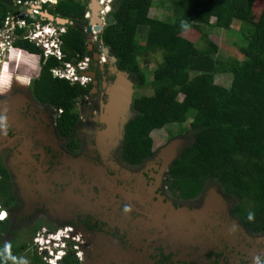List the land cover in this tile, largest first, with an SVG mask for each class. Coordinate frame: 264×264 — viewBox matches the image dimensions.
<instances>
[{
	"label": "flooded vegetation",
	"instance_id": "flooded-vegetation-1",
	"mask_svg": "<svg viewBox=\"0 0 264 264\" xmlns=\"http://www.w3.org/2000/svg\"><path fill=\"white\" fill-rule=\"evenodd\" d=\"M96 1L100 21V0ZM57 2L31 0L29 7L25 5L27 0L2 1L1 5L8 8L3 22L9 18V25L8 29L0 26L4 36L0 39L1 52L27 53L14 43H32L29 37L36 26H59L44 15ZM84 2L90 19L91 1ZM89 19H85L86 26ZM86 26L88 41L92 35L96 38L88 44L92 54L87 65L76 72L78 76L93 75L86 81L72 82L88 91L74 99L77 118L66 134L58 128L60 109L35 98L31 84L37 76L21 80L13 74L12 79L0 83V185L7 184L9 193L7 200L0 199V209L6 213V218L0 220V243L17 246V264H124L127 256L121 252L133 249L143 253V264H264V211L249 220L248 211L256 206L225 194L213 179L191 196L189 191L183 194L181 184L174 181L169 171L181 150L191 144L189 129L182 131L177 124L173 129L161 128L162 136L155 133L162 141L160 145L151 137L155 129L149 133L152 154L148 158L138 164L123 159L125 126L136 115L132 105L136 88L122 135L112 133L109 141L105 140L107 147L99 145L98 136L107 128L101 118L108 105L107 89L116 76L108 71L110 53H103L105 48L109 51L100 39L104 27L93 34L91 30L97 24L90 25V32H86ZM188 123L182 126L189 128ZM178 137L184 143L165 166L161 147ZM211 187L226 200L225 212L219 209L215 227L205 221L189 244L177 237L175 227L172 230L164 224V213L169 210L164 206L198 209ZM239 201L242 205L238 211ZM125 206L128 211H124ZM57 229H64L68 236L62 254L56 257L59 246L53 239L38 250L34 235ZM221 230L225 231L224 238L218 233Z\"/></svg>",
	"mask_w": 264,
	"mask_h": 264
},
{
	"label": "trees",
	"instance_id": "trees-1",
	"mask_svg": "<svg viewBox=\"0 0 264 264\" xmlns=\"http://www.w3.org/2000/svg\"><path fill=\"white\" fill-rule=\"evenodd\" d=\"M2 1L8 0H0V26L8 10ZM155 1L160 6L169 5L163 18L148 15L151 0H113V22L100 34L110 55L116 58L117 68L129 73L137 89L146 84L152 89L149 95H135L132 105L136 115L125 126L122 157L131 164L142 162L152 154L149 133L177 124L192 134L191 144L181 150L169 171L181 184L183 194H197L204 182L213 179L225 194L256 206L248 212L260 214L264 211V0L257 14L253 11L257 0ZM47 10L72 23L65 25L61 35L62 58L51 55L44 59L39 47L27 41L14 44L29 54L40 55L38 75L31 84L34 96L60 109L58 128L66 134L77 118L74 99L88 88L54 77L51 70L63 62L91 56L84 33L87 3L58 0ZM211 17H215L214 23ZM234 22L240 23L244 38L237 46L241 59L222 57L206 31L213 26L229 29ZM144 27V41L139 43L136 39ZM185 27L199 32L203 47L180 35L179 30ZM157 51L162 60L149 79L139 58ZM14 55L23 61L27 57L21 52ZM183 63L184 70L179 68ZM10 70L6 64L8 76L12 75ZM222 73L231 74L228 88L214 83L216 74ZM186 122L189 128L182 126ZM6 187L1 183L2 202L9 197ZM240 205L241 201L236 204L238 211ZM19 251L17 246L0 243V264H17Z\"/></svg>",
	"mask_w": 264,
	"mask_h": 264
},
{
	"label": "water",
	"instance_id": "water-1",
	"mask_svg": "<svg viewBox=\"0 0 264 264\" xmlns=\"http://www.w3.org/2000/svg\"><path fill=\"white\" fill-rule=\"evenodd\" d=\"M90 4L88 8L91 11V18L89 19V24L86 26V32H90L91 24H97L94 26L93 30L103 29V26H98L101 22L99 21L98 14V3L96 0H90ZM44 15L54 21L57 24H72L68 19L61 17H53L49 13L44 12ZM113 22V15L110 13L106 16V23L111 24ZM92 48L91 45L88 46L90 50ZM108 49L105 48L103 53L108 55ZM116 58L114 56L109 55L108 57V71L113 76H116L115 82H113L107 89L109 93L108 105L105 108L104 114L101 117L107 123V128L101 132L99 137V145L102 147H107L106 141H109V136L112 133H115L118 137H120L123 133L124 126L126 122L129 120L131 113L129 112V103L131 97L134 93L135 87H133V80H130L129 73L126 71L120 70L115 65ZM87 76L93 75V72L86 73ZM115 127V128H114ZM113 129V130H112ZM184 143V140L180 137L174 138L169 141L166 145L161 147V154L164 155V165L167 166L171 163L172 159L177 156L178 150L180 146ZM165 156L167 157L165 159ZM202 206L198 209L189 210L187 207L180 208H172L171 206H164V209L169 208L164 213L163 222L169 228L175 227L177 237L180 239H185L190 244V241L193 239V234L196 230H199L203 225H205V221H210L212 225L215 227L217 225V217L219 209H222L225 212L227 202L224 200L223 196L216 192L215 187H211L205 196ZM211 211L214 215L211 214ZM213 218V220H212ZM156 225H158L156 223ZM223 238L225 237V231L218 232ZM214 236H218L215 234ZM175 241L172 240V242ZM176 243V242H173ZM183 245V244H182ZM118 252V251H117ZM122 255L126 254L127 261L123 262L127 264L128 262L134 264H143L144 263V255L142 252H139L136 249L127 250V252H121ZM119 255V253H118Z\"/></svg>",
	"mask_w": 264,
	"mask_h": 264
},
{
	"label": "rangeland",
	"instance_id": "rangeland-1",
	"mask_svg": "<svg viewBox=\"0 0 264 264\" xmlns=\"http://www.w3.org/2000/svg\"><path fill=\"white\" fill-rule=\"evenodd\" d=\"M112 1L110 0V6L112 7ZM152 3H150L151 5L148 6L149 8V12L148 15L150 17H155V18H163L164 16H166V14L169 12V5L168 3H164L163 6H160L155 0H151ZM263 5V0H257L256 4H255V8H253L254 14L257 12H259L260 8ZM256 13V14H257ZM210 22L214 23L215 22V17H211L210 18ZM108 25V24H107ZM240 23L238 22H234L231 26V28L229 29H222L216 26L213 27H206V31L208 32V37L209 39L214 42L219 49V54L222 57H236V58H243L242 54L239 52V50H237V46L239 44H243V37L241 36L240 30ZM142 33L138 34L137 37V42L141 43L144 41V32H146V27H144L142 29ZM180 35H182L183 37L187 38L188 40L196 43L197 47H203V43L201 42L200 38H199V32L197 30H195L192 27H185L184 29H182L181 31L179 30ZM1 37L4 38L3 34L0 31V39ZM90 36H88L89 38ZM13 52V54H12ZM15 52V53H14ZM19 52V51H18ZM17 51H8V52H1V47H0V83H3L2 81L5 82V80H10L12 79V75L15 74L16 77H18L19 79H24L26 76L29 75H33V76H37L38 75V71H39V66L36 62L35 57H33L31 54L25 53V52H21L26 59L23 60H17V57H15L14 54L18 53ZM29 57V58H28ZM86 58H89V56H86ZM162 60L160 52H155L152 54H145L143 56H141L139 58V63L140 66L147 71V74L149 75L148 78L150 79V72L156 67V65L158 63H160ZM89 61V60H88ZM6 64L9 67H12V75L8 76L6 73ZM181 67L182 70L185 69V63H183L182 65L179 66V68ZM10 70V71H11ZM16 70V72H15ZM15 72V73H14ZM130 80H132L130 78ZM231 74L230 73H222V74H216L215 79H214V83L223 87L228 88L230 83H231ZM133 87L136 88L135 90V95L138 94H144V95H149L152 93V89L151 86L149 84H146L144 86H142L141 89H137L135 83H133ZM179 99L182 100L183 96L179 95ZM187 123V122H186ZM166 126H170L171 129H173L172 127H176V124H169V125H165L163 127ZM163 127H160V131L156 132L153 131L151 133V137L154 139L155 144L160 145L161 144V140L157 139V136L155 135V133H159V135H163L164 130L161 129ZM170 132L174 133V130H170ZM35 236V235H34ZM62 247L59 246V249H61ZM54 253V252H53ZM21 262L23 260H20ZM21 264H25V261H23V263Z\"/></svg>",
	"mask_w": 264,
	"mask_h": 264
},
{
	"label": "built area",
	"instance_id": "built-area-1",
	"mask_svg": "<svg viewBox=\"0 0 264 264\" xmlns=\"http://www.w3.org/2000/svg\"><path fill=\"white\" fill-rule=\"evenodd\" d=\"M28 3L25 5L31 7V0H27ZM84 2V0H82ZM55 3V0H41V3ZM34 13L41 14L42 12H39L38 10H33ZM111 12V6H110V0H100V21L101 25L103 27L107 26L106 23V16ZM84 18L86 20L89 19V13L88 11L85 12ZM9 18L3 22L1 25L2 28L8 29L9 25ZM0 27V28H1ZM92 28V27H91ZM11 32L13 31V28L9 29ZM66 31L65 25H53V24H44L42 26H36V28L32 31L30 34V41L39 47V49L42 51V56L44 59L48 58L49 56L53 55L56 59L60 60L62 58V52L60 50V39L59 35L64 33ZM93 31V34L98 32L97 30H91ZM51 36V37H50ZM50 37V38H48ZM96 37L93 35L89 38V40L94 41ZM89 41V42H90ZM91 43V42H90ZM93 43V42H92ZM32 55V54H31ZM35 57L36 62L38 64L39 62V56L38 55H32ZM89 58L84 57L83 59H79L75 62H63L62 65L59 67H56L51 70L52 76L57 78H63L68 79L70 82L75 81H86L87 75L86 73L84 75L78 76L76 70H83L85 66L88 63ZM6 216L5 211L0 209V220H4ZM68 238L66 234H64V229H57L53 230L50 233L40 232L35 235L34 242L37 244V249L42 250L45 246V244L49 243L50 241L57 240V245L60 247H65V239ZM56 245V243H55ZM47 247V246H46ZM48 248V247H47ZM62 249H59L56 253V257H59L62 254ZM48 253H52L50 250Z\"/></svg>",
	"mask_w": 264,
	"mask_h": 264
},
{
	"label": "clouds",
	"instance_id": "clouds-1",
	"mask_svg": "<svg viewBox=\"0 0 264 264\" xmlns=\"http://www.w3.org/2000/svg\"><path fill=\"white\" fill-rule=\"evenodd\" d=\"M111 13V12H110ZM109 13V14H110ZM51 37V36H50ZM50 37H48V38H50ZM29 54V53H28ZM124 211H128V206H125L124 207ZM5 218H6V216H5ZM249 220H251L252 218H253V214L251 213V212H249L248 213V217H247ZM2 221V220H1ZM258 259V258H257Z\"/></svg>",
	"mask_w": 264,
	"mask_h": 264
},
{
	"label": "bare ground",
	"instance_id": "bare-ground-1",
	"mask_svg": "<svg viewBox=\"0 0 264 264\" xmlns=\"http://www.w3.org/2000/svg\"><path fill=\"white\" fill-rule=\"evenodd\" d=\"M0 43H1V41H0ZM115 128V127H114ZM86 245V244H85ZM84 246V245H83Z\"/></svg>",
	"mask_w": 264,
	"mask_h": 264
}]
</instances>
